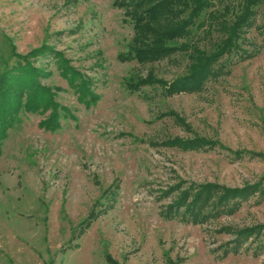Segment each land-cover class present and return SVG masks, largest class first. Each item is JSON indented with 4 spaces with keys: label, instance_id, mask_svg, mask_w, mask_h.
<instances>
[{
    "label": "rangeland",
    "instance_id": "obj_1",
    "mask_svg": "<svg viewBox=\"0 0 264 264\" xmlns=\"http://www.w3.org/2000/svg\"><path fill=\"white\" fill-rule=\"evenodd\" d=\"M132 33L113 0H0V72L25 58L70 114L58 108V127L48 130L39 122L49 110L19 109L6 128L0 264H105V253L118 264H264L261 235L256 253L249 239L223 253L233 230L264 225V196H247L231 214L203 223L161 214L178 185L264 188V28L243 34L241 45L257 49L251 57L224 55L219 75L200 91L172 95L157 83L126 86L147 73L168 83L189 64L183 52L120 61ZM209 40H200L207 50ZM61 61L84 77L93 98H78ZM194 137L213 146L167 143Z\"/></svg>",
    "mask_w": 264,
    "mask_h": 264
},
{
    "label": "trees",
    "instance_id": "obj_2",
    "mask_svg": "<svg viewBox=\"0 0 264 264\" xmlns=\"http://www.w3.org/2000/svg\"><path fill=\"white\" fill-rule=\"evenodd\" d=\"M113 5L124 8L133 31L125 51L118 54L120 61L152 63L176 52H183L188 58L186 71L168 83L155 80L151 73L126 80V86L130 89L160 84L166 95L200 91L208 79L219 75L220 71L215 63L224 55H234L237 60L251 57L257 49L251 50L241 45L243 34L251 27L264 28V19L261 24L256 23L264 0H113ZM262 14L264 18V7ZM212 32L215 33L214 37L211 36ZM202 39H210V49L207 50L200 44ZM41 52L43 51L39 53ZM59 63L61 74L74 87L78 98H93L84 77L62 61ZM38 75L39 68L32 66L25 58L23 62L0 72V143L19 109L36 113L49 110L39 122L48 130L58 127V108L63 109L66 115L69 114L66 108H61L52 101L53 92L48 87L39 85ZM175 119L182 122L176 115ZM167 143L182 150L199 149L206 144L210 148L213 146V142L195 137L174 138ZM172 189L161 193L170 194ZM252 194L264 196L262 185L251 184L239 188L214 183H190L183 188L178 185L175 186V195L164 206L161 214L168 219L203 223L221 214H231L243 199ZM93 215L91 210L87 216ZM88 224L87 220L80 223L84 227ZM232 232L233 239L226 243L223 253L236 252L248 239L257 244L254 248L256 253L259 242L255 239L260 235L264 239V225L243 227ZM104 259L105 264H118L106 253Z\"/></svg>",
    "mask_w": 264,
    "mask_h": 264
}]
</instances>
